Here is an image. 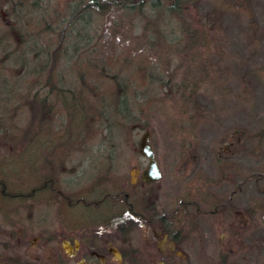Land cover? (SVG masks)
<instances>
[{"label":"rangeland","instance_id":"rangeland-1","mask_svg":"<svg viewBox=\"0 0 264 264\" xmlns=\"http://www.w3.org/2000/svg\"><path fill=\"white\" fill-rule=\"evenodd\" d=\"M32 1L25 0L27 7ZM89 1L37 0V17L31 22L47 30L55 48L60 41L55 36L61 33H53L48 24L72 19V8L81 10ZM188 1L182 13L172 10L170 14L165 11L168 0L160 7L140 10L123 0H101L104 6L89 5L87 14H82L84 21H71L66 31L75 26L80 34L76 43L88 46L91 42L87 50L113 67V74L136 77L146 86L141 90L143 98L126 95L137 121L121 123L116 129L118 164L125 180L134 168L148 165L149 160L136 149L146 130L162 171L159 182L164 195L178 196L185 189L209 191V180L216 176L218 193L225 195L240 176L248 177L235 202L233 224L244 238L234 246L238 249L232 264H264V0ZM4 29L0 12V33ZM34 59L33 54L28 56L30 63ZM63 59L60 56L55 65L64 68ZM12 62H2L1 73L30 77V69L27 73L20 61ZM19 116L27 128L30 115ZM61 141L62 135L46 133L43 127L29 145H6L0 152V178L8 191L7 196L0 191V264H37V255L48 253L45 224L52 221L50 211L56 205L49 189L37 190L44 183L40 178L52 170L63 186L77 179L70 164L60 167L46 162ZM83 145L85 150L78 149L72 156L83 163L86 176L79 181L92 177L94 161L105 159L108 152L99 142ZM57 158L54 153L52 160ZM254 173L258 178L250 177ZM230 175L238 178L228 183L224 176ZM241 209H245L243 216ZM67 215L82 219L99 212L78 204ZM221 221L213 224L205 216L202 235L211 233L218 244L220 238L232 243L231 230Z\"/></svg>","mask_w":264,"mask_h":264},{"label":"flooded vegetation","instance_id":"flooded-vegetation-1","mask_svg":"<svg viewBox=\"0 0 264 264\" xmlns=\"http://www.w3.org/2000/svg\"><path fill=\"white\" fill-rule=\"evenodd\" d=\"M36 10L37 0L31 2V7H27L23 0H0V12L7 28L0 33V54H3L0 55V67L2 62L13 61L14 65L17 63L14 61L16 55H23L25 42L32 35L31 30H25L26 27L31 28L25 18L33 21L37 17L34 14ZM21 27L25 31H21ZM1 82L0 134L3 137L0 152L9 145L23 147L37 139V125L34 123L37 118V83L14 78H5ZM21 114H29L32 119L27 128L21 125ZM84 143L86 140L77 145L70 143L56 147L46 158L50 166L70 164L77 179L65 182H73L72 185L63 186L50 170L49 190L56 206L50 211L52 221L45 224L48 253L37 255V264H232L234 251L238 249L234 246L244 238L243 232L239 235L233 224L235 209H238L235 202L239 193L244 192L248 177L240 176L241 179L225 195L218 193L221 190H218L216 176L209 180V191L185 189L180 195L170 197L164 195L159 179H147L148 165L143 169L134 168L131 178L125 180L118 164L119 145H104L108 152L105 159L94 161L95 174L79 181L86 176L83 163L76 162L72 156L76 150L84 149ZM136 149L150 160L141 151V145ZM63 152L73 153L64 157ZM54 153L58 155L56 162L52 160ZM224 178L231 183L238 177L230 175ZM75 185L81 186L72 187ZM183 186L181 184V188ZM43 189H48L46 182L39 187V190ZM63 189L75 196L62 195ZM0 191L3 194L8 192L4 184ZM78 204L93 207L99 215L82 219L67 215L68 210ZM104 206L110 208L104 210ZM241 215H245V209H241ZM205 216H209L213 224L225 216L226 221L224 218L221 222L225 221L224 224L230 228L232 243L220 238L218 244L211 233L203 236L201 222ZM245 249L241 247L242 252Z\"/></svg>","mask_w":264,"mask_h":264},{"label":"trees","instance_id":"trees-1","mask_svg":"<svg viewBox=\"0 0 264 264\" xmlns=\"http://www.w3.org/2000/svg\"><path fill=\"white\" fill-rule=\"evenodd\" d=\"M23 1L25 2V0ZM123 1L140 10L148 6L160 7L166 0ZM81 2L84 3V0ZM188 2V0H168L165 11L170 14L172 10L182 13V9ZM96 4L98 7L104 6L101 0H90L85 3V9L82 7L80 10L78 6L72 8V19L67 17L58 21L56 25L48 24L53 33H61V35L55 36L60 40L55 48L51 47L49 36L45 34L47 30H40L39 23L34 25L29 17L25 18L27 26L31 27H26L25 30H31L32 35L25 42L23 55H16L14 61H20L27 73L30 69V77H25L28 74L6 77L5 72L1 73L0 71V87L1 80L5 78L23 79L34 84L37 83V135L43 127L46 129V133L50 132L56 137L62 135L59 145H67L69 141L73 145H77L81 140H86L87 145L90 142L93 144L99 142L100 145H116L118 143L116 129L121 123H134L138 117L132 111L134 106L130 107L126 102V95L131 94L137 98H143L141 90L146 87L136 77L127 78V76L121 77L118 73L113 74V67L106 66L104 59L93 55L92 50H87L91 42L88 43V46L85 43H76L80 34L75 31V26L73 30L66 31L70 27L71 21H84L82 14L84 12L87 14L86 9L88 10L89 5ZM20 30L23 31L24 28L21 27ZM26 37H28L27 34ZM66 40L67 44L63 45ZM30 54L35 57L32 63L28 60ZM60 56L65 60L64 68L55 65L59 63ZM74 57H77L75 62H70ZM106 63L113 65L108 61ZM0 70L2 69L0 68ZM0 93L2 94L1 89ZM99 103L102 105L101 108L97 107ZM96 133L98 137H95ZM1 137H3L2 134H0V141ZM91 138L98 140L91 141ZM1 147L2 145H0ZM48 174L44 182L50 188L49 176L52 173L49 171ZM252 176L258 178L257 173ZM54 186L57 187V185ZM64 194L75 196L72 192L63 189L62 195ZM62 198L67 202L64 196Z\"/></svg>","mask_w":264,"mask_h":264},{"label":"water","instance_id":"water-1","mask_svg":"<svg viewBox=\"0 0 264 264\" xmlns=\"http://www.w3.org/2000/svg\"><path fill=\"white\" fill-rule=\"evenodd\" d=\"M141 151L150 158L148 168L145 172L147 179L157 180L161 177V171L155 156V151L150 143V132L146 131L141 139Z\"/></svg>","mask_w":264,"mask_h":264}]
</instances>
